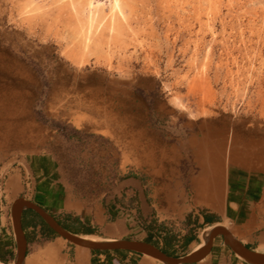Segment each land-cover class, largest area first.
I'll list each match as a JSON object with an SVG mask.
<instances>
[{
    "label": "rangeland",
    "instance_id": "rangeland-1",
    "mask_svg": "<svg viewBox=\"0 0 264 264\" xmlns=\"http://www.w3.org/2000/svg\"><path fill=\"white\" fill-rule=\"evenodd\" d=\"M0 121L6 213L33 165L87 206L130 176L191 204L207 160L264 165V0H0Z\"/></svg>",
    "mask_w": 264,
    "mask_h": 264
},
{
    "label": "crops",
    "instance_id": "crops-1",
    "mask_svg": "<svg viewBox=\"0 0 264 264\" xmlns=\"http://www.w3.org/2000/svg\"><path fill=\"white\" fill-rule=\"evenodd\" d=\"M29 168L30 171L24 168V183L20 182L17 172L9 178L5 201L8 197L12 204L8 213L4 211V178L0 175L3 187L0 192V264L16 262L17 234L12 208L18 199L38 205L64 230L76 236L145 241L175 258L191 254L202 244V232L215 226L225 227L239 244L250 250H264V165L235 150L229 152L226 160L213 163L207 160L200 166L199 174L190 179L191 204L185 203L180 191L176 196L170 194L167 185L159 188L130 176L123 179L111 195L102 196L87 206L80 199L68 197L62 186L50 177L47 168L36 165ZM175 186L181 189L179 179ZM22 191L25 193L21 194ZM36 214L32 208H22L20 220L25 254L21 264H106L108 258L104 254L71 243ZM180 223L184 230L178 227ZM127 252L124 258L112 254L113 264H160L145 258L146 254ZM188 264L251 263L218 234L212 238L208 252L199 261Z\"/></svg>",
    "mask_w": 264,
    "mask_h": 264
},
{
    "label": "water",
    "instance_id": "water-1",
    "mask_svg": "<svg viewBox=\"0 0 264 264\" xmlns=\"http://www.w3.org/2000/svg\"><path fill=\"white\" fill-rule=\"evenodd\" d=\"M32 208L39 216H41L47 225L56 231L59 235L69 240L71 243L89 248L97 251H115L125 250L134 251L141 254H154L159 256L165 264H188L199 261L209 250L212 242V238L218 234L223 235L224 241L229 245L239 256L251 264H264V253L250 250L241 244H239L229 233V231L223 226L213 227L207 236L205 247L196 253H191L180 258H175L164 253L159 247L140 240H91L76 236L66 230H64L60 224L46 211H44L38 205L24 200L18 199L12 208L13 224L17 234V252L15 264H21L25 251L24 240L21 233V211L23 207Z\"/></svg>",
    "mask_w": 264,
    "mask_h": 264
},
{
    "label": "bare ground",
    "instance_id": "bare-ground-1",
    "mask_svg": "<svg viewBox=\"0 0 264 264\" xmlns=\"http://www.w3.org/2000/svg\"><path fill=\"white\" fill-rule=\"evenodd\" d=\"M6 131H7L6 130V124L3 121H0V137L1 138H4ZM205 236L207 237V234ZM82 237L83 238H87V239L89 238V237H86V236H82ZM91 240H95V239H91ZM206 241L203 244H201L200 246H198L195 250H193L192 253H196V252H199L200 250H202L205 247V245H206ZM146 255L158 260L159 262L162 261V259L159 256H156L154 254H146Z\"/></svg>",
    "mask_w": 264,
    "mask_h": 264
},
{
    "label": "trees",
    "instance_id": "trees-1",
    "mask_svg": "<svg viewBox=\"0 0 264 264\" xmlns=\"http://www.w3.org/2000/svg\"><path fill=\"white\" fill-rule=\"evenodd\" d=\"M93 251L96 252V253L104 254L108 258L106 264H113V261H112V258H111L112 254H120V255L123 256V255H126L128 253L127 251H124V250H115V251H97V250H93Z\"/></svg>",
    "mask_w": 264,
    "mask_h": 264
}]
</instances>
